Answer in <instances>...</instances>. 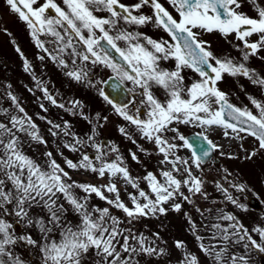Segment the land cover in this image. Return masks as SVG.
Returning <instances> with one entry per match:
<instances>
[{"label":"snow or ice","instance_id":"obj_1","mask_svg":"<svg viewBox=\"0 0 264 264\" xmlns=\"http://www.w3.org/2000/svg\"><path fill=\"white\" fill-rule=\"evenodd\" d=\"M165 2L172 11L161 0H135L130 4L122 0H6L10 11L26 25L36 47L64 76L96 89L126 122L118 126V132L136 148L128 149L131 160L143 167L139 152L155 154L159 163L155 171L145 169L144 175L134 176L119 146L110 143L106 148L103 142H97V128L103 127L108 117L96 113L89 118L78 99L58 101L17 46L23 69L32 75L43 99L80 116L92 129L91 134L80 137L72 132L69 121L60 124L40 117L49 125L48 133L62 138V147L77 153L78 159L64 157L62 166L52 151H45L43 159L38 160L27 149L32 144L47 145L48 141L18 97L7 93L12 107L0 108V264H140L138 258L166 255L167 249L156 244L159 232L149 237L134 230V226L169 212L183 216L199 251L191 252L184 241L175 240V248L182 253L178 264H202L200 254L208 264H249L246 255L230 250L234 245L247 250V241L264 252V244L252 237L236 215L215 208L216 200L211 201V206L206 203L210 199L206 188L209 181L203 167L214 164V153L223 148L209 138L217 130H222L228 139L243 141L248 136L258 142L245 159L264 150V100L245 92L252 108L240 107L219 87L226 76L233 80L246 78L264 93V76L247 63L252 58L264 60L259 55L264 51V6L261 0H246L256 13L250 16L241 10V0ZM148 25L166 33L168 39L153 38L141 30ZM213 33L229 43L232 41L228 38L234 37L237 43L233 47L240 58L227 53L216 55L209 41L201 38ZM41 35L52 37V51ZM38 59L43 61L45 56ZM169 61L172 66L165 67ZM92 67L109 70L111 75L106 80H96L90 75ZM189 74L195 77L190 82ZM111 80L115 82L109 84ZM125 82H130L131 87L121 89ZM104 85L113 91L138 94L140 99L119 103ZM240 90L245 91L243 85ZM28 91L35 94L33 89ZM157 91L163 98L157 96ZM39 107L48 110L43 103ZM179 125L202 131L188 137ZM139 141L150 144L152 150ZM60 147L57 144V153L63 157ZM240 147L243 149L242 144ZM88 148L93 149L94 156L86 151ZM181 150L188 155H180ZM66 168L92 173L105 182L74 180ZM220 171L229 187L213 180L215 190L231 205L247 211L239 199V194L247 191L245 185L230 182L227 169ZM118 182L125 191L127 186L135 189L127 193L131 206L121 198ZM94 197L107 206L95 203ZM185 203L199 215V224L183 210ZM115 210L122 217L115 215ZM201 229L210 233L207 245ZM251 231L264 241V226L254 225ZM30 253L38 259L26 258Z\"/></svg>","mask_w":264,"mask_h":264},{"label":"rangeland","instance_id":"obj_2","mask_svg":"<svg viewBox=\"0 0 264 264\" xmlns=\"http://www.w3.org/2000/svg\"><path fill=\"white\" fill-rule=\"evenodd\" d=\"M2 1V0H1ZM243 2L242 11H245V8L249 10V14L256 15V13L251 9L250 5L246 2V0H241ZM5 0H3V4L0 6V97H3L0 99V108H10L12 107L10 100H8L7 93L12 92L13 90L16 92V95L18 99L20 100L22 106L25 108V111L29 116L32 117V119L35 121V123L39 126L41 134L44 136V138L48 141L47 145H37L36 148L30 149V155H33L34 158L38 160H42V153L45 151H52L54 157L57 159V162L61 163L63 165V159L64 157H67L69 159H73L74 161L78 159L77 153L69 152L67 149H64L62 147L63 139L58 137H52L48 133L49 125L45 122L44 119H41V122L38 123V120L40 117H46L48 120H52L54 123H60L62 124L64 121H69L71 123V130L72 132L76 133L80 137H86L87 135L91 134L92 125L88 123V121L84 120L78 115H72L65 110L64 112H61V109L59 110V115L53 111L50 106H47L48 102L44 99L42 96H39L38 94H30V92L27 90L31 88V84L35 85V81L32 79V75L29 73H26L24 70H16V73L11 74L9 72V67H12V65H17L19 63L23 67V58L19 53L17 55H13L16 53V47L18 46L21 51L23 52V57L27 58V60L32 64L33 69L35 71V75L37 76V71L43 70V68L38 69L39 65L47 66V65H56L53 61H51L47 54L44 53L41 49H38L35 45V42H33L32 38H25L22 34V32H26L25 27L22 28L23 25H21V21L18 19L17 14L10 11L9 7L6 6ZM261 6H264V0H261ZM247 13V12H246ZM147 32L151 31L150 27H145ZM41 40L45 41L46 47L49 48L50 51L53 50V45L49 43V41L52 40V37H46L44 35H41ZM254 39H256L255 36H253ZM32 43V44H29ZM25 45V46H24ZM32 48L29 49V47ZM24 47V48H23ZM31 51V52H30ZM39 56H45V59L41 61L38 59ZM45 69V68H44ZM51 71V69H46V72L48 73ZM106 73H96L94 72V77L96 80H103ZM51 76V75H49ZM194 77L189 74L188 80L189 82ZM227 79V78H226ZM236 80H234L235 82ZM47 83V82H45ZM44 83V84H45ZM60 83V84H59ZM55 86H51L49 84L48 89L51 93H55L59 88H66L68 92H72L71 88L69 87V84H65L63 79H61ZM9 85L11 87H9ZM59 85V86H58ZM236 85V84H235ZM240 85H243L245 88V83L241 82ZM29 86V88L27 87ZM79 87V86H78ZM83 93L80 96V101L84 105L83 112L85 115H87L89 118H92L95 116L96 113H100L101 117L107 116L108 121L104 123L103 127H98L97 132V142H101L102 139L106 138L108 139V142L105 143V146H107L110 143H115L117 146H119L121 153L124 155V157L127 160L128 167L132 174L135 175H144L145 169L148 171H155L158 163H159V157L155 154L151 156L144 155L142 153H137L141 160L143 161V167L135 163L131 160V158L128 155V149H132L133 151H136V148L134 145L131 144L130 141L126 140L119 132H118V126L125 125L126 122L123 121L121 117L116 115L112 108L106 104L103 99L97 95L98 92L94 88L90 89H82L79 87ZM236 90L238 91V87H236ZM39 91V90H37ZM79 92V90H78ZM240 93H244V91H239ZM56 96H61L58 94H55ZM69 93L67 94V97H69ZM230 99L241 101L240 97L236 95L235 93L229 94ZM27 99V100H25ZM30 99V100H29ZM35 100V101H34ZM34 101V102H33ZM60 102L67 103L69 100H58ZM40 103H43L45 107L48 109L47 112L43 111L39 105ZM242 103V102H239ZM54 113L56 116H54ZM65 115V116H62ZM69 115V116H68ZM69 117V118H68ZM61 118L63 120H61ZM103 122V121H102ZM180 130L182 133L187 135L188 133L192 131H202L200 128H194L190 126H184L179 125ZM131 131V129H129ZM211 140H213L218 145H223L222 149H219L216 151V156H218V161L214 164L206 163L204 167V174L206 179L209 181L206 184V188L208 193L210 194V199L208 202L209 206H211V201L216 200L217 204L215 205V208H222L227 213H232L234 208H237L230 204V202H227L224 200L223 195L216 191L214 188L213 183L211 181L213 180H219L221 183L224 184L225 187H229V182H226L222 179V176L224 173L220 171L221 169H227L228 173L231 175L229 176V181L232 183H243L247 189V191L243 194H239V199L243 203V201H246V196L248 194H251L252 191L256 192L255 189H257L260 193V195L264 198V159H262V154L264 155V150L257 152L255 156H253L251 159H245L247 156L248 151L253 150L258 146V142H256L251 137L246 136L243 141L239 139H228L225 143L222 141L226 139L223 136L222 130H217L215 134H212L209 136ZM139 143L143 144L145 148L152 150V146L148 144L145 141H139ZM57 144L61 145L60 151H63L64 156H60L57 153ZM243 145V149H241L240 145ZM247 150V151H245ZM86 151L94 152L93 149L88 148ZM41 152V153H40ZM221 152H223V155H221ZM180 155L187 156L188 153L186 150H181ZM229 156L235 157V158H229ZM209 169H215V171H209ZM66 170L70 171V175L74 180L81 181V182H93V183H104V180L99 179L97 176H95L92 173L81 171H72L66 168ZM118 187H121V198L131 206L130 202L127 198L128 192H134L135 189H132L130 186H127L125 191V186L122 185L121 182H118ZM141 187L146 189V185L144 183H141ZM255 188V189H254ZM230 191L233 192L234 195H238L235 192V189H230ZM107 195L111 196L112 194ZM95 203H100L101 206H107L103 204L102 202L96 200L94 197ZM215 208L213 215H215ZM250 208V207H247ZM183 210L185 212H189L192 214L193 219L197 221V223H200V217L198 214H196L191 205H188L187 203L184 204ZM114 214L117 216L122 217V213H120L118 210L114 211ZM213 222H215L213 220ZM188 224L186 220L183 218L181 214H177L175 212H169L167 216H160L159 218H147L141 220L139 223H137L134 226V230H137L138 232L144 233L146 236L152 237L153 233L159 232L160 239L156 240V244L159 247H163L167 249V254L162 256H144L138 258L140 261V264H178V261L181 259V250L176 249L174 246L175 240H182L186 243L187 249L191 252L199 254L198 248H197V241L193 237V235L187 230ZM20 230L22 231V227L20 226ZM200 234L205 237L204 243L207 245L210 243L209 236L210 233L204 231L201 229ZM215 243L214 241H211ZM20 254L24 255L23 250H20ZM201 255V261L202 264H208V261ZM26 258H30L32 261H35L38 259V256L34 253H30Z\"/></svg>","mask_w":264,"mask_h":264},{"label":"flooded vegetation","instance_id":"obj_3","mask_svg":"<svg viewBox=\"0 0 264 264\" xmlns=\"http://www.w3.org/2000/svg\"><path fill=\"white\" fill-rule=\"evenodd\" d=\"M57 2H59V0H57ZM123 3L125 4H130L135 2V0H122ZM40 3H43V0H40ZM161 3L165 4V7H168L170 11H172V9L170 8V6L165 2V0H161ZM241 3L243 4V2L241 1ZM244 5V4H243ZM146 13H149L148 9L144 10ZM175 15V13H173ZM251 16V15H250ZM22 28L25 27L26 32H22V34H24L23 36L25 38H28L30 36L29 34V30L27 29L26 25L22 22L21 23ZM145 27H150L149 32H147ZM143 29H141L142 31L146 32L148 35L153 36V38H165L168 39L167 34L162 32L161 30H158L154 27H152L151 25L145 26ZM47 37V36H46ZM49 37V36H48ZM202 39H205L207 41H209V43L211 44V48L214 51V53L218 56H222L225 53H227L228 55H230L231 57H235L237 59H239V52L233 47V45L235 43H237L234 39V37H229L228 40H231L232 43H229L228 41H226L223 37H221L218 33H213V34H203L201 36ZM25 46V45H24ZM24 48V47H23ZM13 55H17V51L15 54ZM261 57H264V51L263 53L259 54ZM248 66L251 68L256 69V71L261 75L264 76V60H261L259 58H252L250 59L248 62ZM173 64V62L169 61L166 62L164 64L165 67H171ZM20 64L18 65H12V69H16L17 70L20 69ZM89 67H91V65H89ZM40 68H44V66H40ZM54 69H58L59 73L61 74V77H64L65 79H68L67 77L64 76L63 71L56 65L53 66ZM43 72L42 70L40 71V73ZM94 72L96 73H101V72H105L106 75L104 77L103 80H105L107 77H109V75H111V73L109 72V70L103 69V68H95L92 67L91 68V73L90 75H94ZM40 75V74H39ZM38 75V78L40 80L42 79H50V76L46 77L43 74H41L40 76ZM194 77V76H193ZM195 78V77H194ZM236 82L238 83V85H240L241 82L245 83V88H244V93H240L238 91H235V89L232 87H228V89L226 90V92L230 93H235L236 95H238L240 97L241 101H231L233 104H236L237 106L243 107L245 105L249 106L250 108H252V105L250 104V101L248 100L246 93L255 96L257 99H262L264 100V93L261 92L260 88H258L257 86L252 85L246 78H241L239 80H236ZM72 83V84H71ZM60 84V83H59ZM67 84V82H66ZM70 88L72 90V92H68L66 88H59V90H57L55 93H52L54 96H56L55 94L61 95V96H56L57 100H72V99H78L77 97V83L70 80ZM125 84L128 87H131L130 82H125ZM73 85V86H72ZM59 86V85H58ZM240 88V87H239ZM51 91V90H50ZM69 93V97H67V94ZM132 100H139L140 97L138 96V94H134L132 93ZM157 96H161V93L159 91H157ZM161 98H163L161 96ZM27 100V99H25ZM30 100V99H29ZM45 100V99H44ZM231 100V99H230ZM242 102V103H239ZM253 111L255 112V109H253ZM251 198V199H249ZM243 203L246 205L247 207V211H242L239 208H234L232 214L236 215L238 217V219L249 229V231L251 232V235L254 239L257 240V242L264 244V241L260 240V237L257 233L252 232V228L254 225H260V226H264V198H261V196L252 191L251 194H248L246 196V201ZM253 203H256L255 208L253 207ZM255 206V205H254ZM250 245V247L245 250L242 245H234V246H230V250L232 252L238 253L240 255H246L248 258V262L249 264H264V252L259 251L258 249L255 248V246L251 245L250 241H247Z\"/></svg>","mask_w":264,"mask_h":264},{"label":"water","instance_id":"obj_4","mask_svg":"<svg viewBox=\"0 0 264 264\" xmlns=\"http://www.w3.org/2000/svg\"><path fill=\"white\" fill-rule=\"evenodd\" d=\"M112 83H114V82L113 81H109V84H112ZM104 89H105L106 92H108L111 95L110 92L113 91V89L111 87H109L108 85H104ZM121 89H125V87L123 85H121ZM120 91H124V90H120ZM120 91H118V92H120ZM115 92H117V91H115ZM116 101L119 102V103H125L127 100H116ZM192 136H190V137H192Z\"/></svg>","mask_w":264,"mask_h":264},{"label":"bare ground","instance_id":"obj_5","mask_svg":"<svg viewBox=\"0 0 264 264\" xmlns=\"http://www.w3.org/2000/svg\"><path fill=\"white\" fill-rule=\"evenodd\" d=\"M227 140H228V138L224 139V140H223V143H225Z\"/></svg>","mask_w":264,"mask_h":264}]
</instances>
